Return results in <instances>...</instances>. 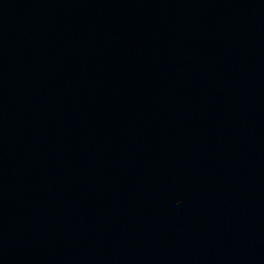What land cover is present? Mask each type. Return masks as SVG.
<instances>
[{
	"label": "water",
	"instance_id": "1",
	"mask_svg": "<svg viewBox=\"0 0 264 264\" xmlns=\"http://www.w3.org/2000/svg\"><path fill=\"white\" fill-rule=\"evenodd\" d=\"M264 0H0V264H195Z\"/></svg>",
	"mask_w": 264,
	"mask_h": 264
}]
</instances>
